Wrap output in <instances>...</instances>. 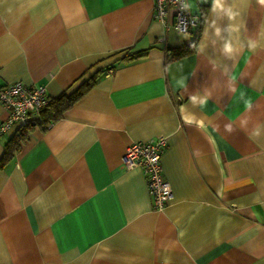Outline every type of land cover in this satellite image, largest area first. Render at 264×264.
Wrapping results in <instances>:
<instances>
[{"label": "crops", "instance_id": "0c3cea01", "mask_svg": "<svg viewBox=\"0 0 264 264\" xmlns=\"http://www.w3.org/2000/svg\"><path fill=\"white\" fill-rule=\"evenodd\" d=\"M222 3L186 0L196 48L170 58L195 29L152 0H0V85L95 75L58 119L0 133V264H264V2ZM157 135L163 208L121 161Z\"/></svg>", "mask_w": 264, "mask_h": 264}, {"label": "built area", "instance_id": "2783aa9c", "mask_svg": "<svg viewBox=\"0 0 264 264\" xmlns=\"http://www.w3.org/2000/svg\"><path fill=\"white\" fill-rule=\"evenodd\" d=\"M170 14L172 24L182 33H187L201 24L200 14L190 12L186 8V0H152L153 18L166 22ZM49 98L41 85H28L20 81L0 85V103L8 110V117L0 123V133L14 124L27 126L37 122L39 112ZM165 146L166 137L163 135H157L149 141H132L121 157L124 166H140L144 170L148 190L157 208H163L172 196L170 184L164 177L161 166Z\"/></svg>", "mask_w": 264, "mask_h": 264}, {"label": "trees", "instance_id": "16d2710c", "mask_svg": "<svg viewBox=\"0 0 264 264\" xmlns=\"http://www.w3.org/2000/svg\"><path fill=\"white\" fill-rule=\"evenodd\" d=\"M201 16V22H202V14ZM201 27V24L199 27L194 28L195 34L192 38V40L186 45L182 47H174V48H168L167 54L170 58L179 57L188 53H191L195 50L197 39H198V33L199 29ZM133 59L136 58L134 55L124 56L123 59ZM95 81V75H92L82 81L76 88L69 92H62L57 97H50L48 103L40 110L39 112V119L35 123H31L27 126H21V128L30 127L33 125H40L44 122H52L56 119H58L62 112L70 107L80 96H82L93 84ZM20 138L22 136H19ZM15 139L8 141L7 146L11 147L13 143H15ZM11 142V144H9Z\"/></svg>", "mask_w": 264, "mask_h": 264}, {"label": "clouds", "instance_id": "9594fccd", "mask_svg": "<svg viewBox=\"0 0 264 264\" xmlns=\"http://www.w3.org/2000/svg\"><path fill=\"white\" fill-rule=\"evenodd\" d=\"M261 2H264V0H261ZM214 9H220L223 8V3L222 0H214ZM229 16H232V13L229 11ZM219 31V30H218ZM252 47H254V45H252ZM225 52L231 53L232 52V47L230 44H226L225 45Z\"/></svg>", "mask_w": 264, "mask_h": 264}]
</instances>
